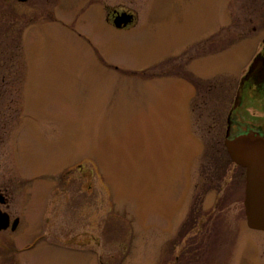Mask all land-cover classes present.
<instances>
[{
  "label": "rangeland",
  "instance_id": "rangeland-1",
  "mask_svg": "<svg viewBox=\"0 0 264 264\" xmlns=\"http://www.w3.org/2000/svg\"><path fill=\"white\" fill-rule=\"evenodd\" d=\"M99 2L0 0V264H264L224 147L264 0Z\"/></svg>",
  "mask_w": 264,
  "mask_h": 264
},
{
  "label": "flooded vegetation",
  "instance_id": "flooded-vegetation-1",
  "mask_svg": "<svg viewBox=\"0 0 264 264\" xmlns=\"http://www.w3.org/2000/svg\"><path fill=\"white\" fill-rule=\"evenodd\" d=\"M99 1L103 19L105 23L111 28L119 31H127L133 28L135 29L138 26L139 23L137 10H133L130 6H123L121 3L115 4L114 1L117 0ZM214 40L215 39H213L210 44H216ZM262 42L264 43V38L262 39ZM249 98H251L253 101H258L262 106H264V47L253 57L246 72L242 75L239 81L234 105H232V108L228 111L226 116L224 137H226L227 127L229 128V132L227 134L228 139H232L249 131L256 132L264 136V117H254L255 115L252 114V120L243 121L241 120V115L238 113V110L244 109L246 107ZM3 204H5V198ZM3 204H0V206H3ZM9 223L10 226L8 228L11 230L10 217ZM7 229L3 231H6ZM10 247L15 249L14 246ZM3 250L4 249H1L0 251Z\"/></svg>",
  "mask_w": 264,
  "mask_h": 264
},
{
  "label": "water",
  "instance_id": "water-1",
  "mask_svg": "<svg viewBox=\"0 0 264 264\" xmlns=\"http://www.w3.org/2000/svg\"><path fill=\"white\" fill-rule=\"evenodd\" d=\"M23 3L27 0H17ZM224 140L225 150L233 164L244 169L243 208L246 226L250 230L264 232V136L256 132H246L232 139L227 134ZM4 197L0 195V204ZM19 220L11 223L14 231ZM10 226L9 217L0 210V231Z\"/></svg>",
  "mask_w": 264,
  "mask_h": 264
}]
</instances>
